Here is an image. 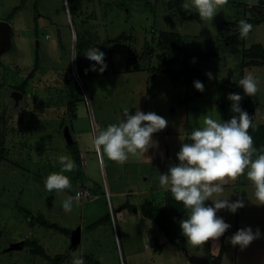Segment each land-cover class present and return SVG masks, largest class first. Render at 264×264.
<instances>
[{"label":"rangeland","instance_id":"obj_1","mask_svg":"<svg viewBox=\"0 0 264 264\" xmlns=\"http://www.w3.org/2000/svg\"><path fill=\"white\" fill-rule=\"evenodd\" d=\"M73 3L75 20L64 0H0V264H53L21 244L26 239L37 241L52 258L60 256L59 264H72L73 254L85 264H193L155 222L121 207L126 202L163 203L159 174L179 163L182 143L191 142L187 136L203 126L206 115L222 122L235 115L220 77L229 79L230 69L239 71L242 62L250 61L244 39L230 36L229 11L219 10L212 21L188 19L196 12L183 11L181 0L172 10L169 0ZM4 22L12 25L5 34ZM172 33L183 37L184 48L165 40ZM262 34L264 30L255 31L247 44ZM209 46L216 56L187 60L189 51ZM93 47L105 54L103 73L85 56ZM78 66L88 69L86 75H79ZM193 79L203 83L204 91L192 89L188 95ZM258 100L264 106L263 94ZM125 109L132 115L154 112L168 126L153 134V146L140 158L130 156L123 165L106 155L101 160L91 147V134L119 124ZM70 138L79 146L84 176L77 178L76 170L64 173L72 188L49 192L45 182L60 172L58 157H72ZM163 140L171 147L169 159ZM80 189L91 198H81L70 213L64 212L63 201ZM26 213L37 222L70 229V236L35 224ZM108 214L110 222L86 229ZM178 234L184 236L180 223ZM220 245L221 237L197 247L187 241L186 250L212 254Z\"/></svg>","mask_w":264,"mask_h":264},{"label":"clouds","instance_id":"obj_2","mask_svg":"<svg viewBox=\"0 0 264 264\" xmlns=\"http://www.w3.org/2000/svg\"><path fill=\"white\" fill-rule=\"evenodd\" d=\"M229 0H186L184 9L194 8L202 20L212 21L218 11L227 5ZM65 8L70 12L68 0H64ZM253 30L247 20L239 21V34L246 39ZM88 60L100 65L98 71L103 73L107 65L105 54L93 47L85 52ZM86 72L88 69L85 70ZM91 71H97L95 67ZM213 79L211 72L206 73ZM235 82V81H234ZM237 83V82H235ZM244 94L253 97L259 91L256 78L245 75L238 81ZM196 90L203 92L204 85L194 82ZM231 102L230 120L222 122L205 116L203 126L194 128L188 137L190 143H182L177 153L178 164L170 166L168 172L159 174V184L171 192L175 201L183 204L187 210V218L180 221L182 234L194 247L204 245L209 240L216 241L231 227L223 218L217 217L218 210L226 209L235 213L244 207V202L237 199L230 202L223 197V185L227 180L236 181L245 175L255 188L258 205H264V149L254 146L249 129H254L252 116L240 106L243 97L229 93ZM168 121L154 112L144 113L137 110L134 115L124 110V120L119 124H110L104 130L95 129L91 134V147L97 156L103 159L106 155L110 161L119 165L126 163L130 156L140 158L153 146V134L164 130ZM60 172L50 174L45 182L46 190L63 191L71 189V181L64 173L74 172L77 165L71 155L62 154L58 157ZM216 199H212L213 197ZM81 194L68 196L62 203V209L70 213L73 203H79ZM211 200L213 206H206L205 201ZM259 229L254 233L249 228L239 229L230 238L233 246L239 245L243 250L255 239L259 238ZM72 264H85L82 256H76Z\"/></svg>","mask_w":264,"mask_h":264},{"label":"crops","instance_id":"obj_3","mask_svg":"<svg viewBox=\"0 0 264 264\" xmlns=\"http://www.w3.org/2000/svg\"><path fill=\"white\" fill-rule=\"evenodd\" d=\"M151 1V0H149ZM186 0H183V4ZM190 2V0H189ZM183 11H194L197 13L194 8L184 9ZM230 12L231 16L228 19H225L228 23L229 29L231 30L232 35H237L240 37L239 34V21L241 19L247 20L249 23L253 25V30L250 32L249 36L244 39L245 49L251 48L253 45L260 44L264 48V34L263 37H258L252 41L249 45L247 44V39H249L253 33L259 29L264 30V0H229L228 4L225 5L222 9H220V13ZM198 14V13H197ZM198 19L201 18L198 15ZM184 22V21H183ZM8 23V22H7ZM8 25H11L9 23ZM250 43V42H249ZM255 69V70H254ZM233 70V69H232ZM254 70V71H253ZM255 72H257L255 74ZM234 78L238 83V80L242 79L245 75L251 73L256 79L259 91L256 93L257 97L254 98L250 97L252 101V107L254 109L256 122L257 124L264 125V106L263 103L258 100V96L261 94L264 95V63L260 64H251L245 66L243 70H233ZM239 77V78H238ZM224 78L220 77L222 81ZM195 82V80H194ZM194 82L188 86V95H191L192 89L193 92H200L196 90L194 87ZM224 85V82H221ZM193 102L196 101L201 97L198 95L197 97L193 96ZM262 97V96H261ZM194 105L191 106V108ZM190 103L188 101L186 109H187V122L189 121L190 111H189ZM225 113L230 112L228 107L223 109ZM223 112V113H224ZM224 118V117H223ZM188 138V136H187ZM162 149L165 150L166 154L168 155V159L171 156V147L167 144L166 140L162 142ZM224 192L223 197H227L230 202H235L237 199H241L244 202V207L238 209L235 213H231L226 209L218 210L217 212L222 216L224 221H227L231 227L227 230V234L225 237V250L222 258L221 264H264V205H258V201L255 198V188L251 181H249L245 175L240 176L236 181L227 180L224 185ZM160 192L167 190L164 188L159 189ZM158 190V192H159ZM213 199H216L214 196ZM208 206H213L212 204H207ZM186 215L182 218L185 219ZM181 219V220H182ZM180 220V221H181ZM179 221V223H180ZM178 223V224H179ZM251 228L255 233L257 229H259L260 236L259 238L255 239L247 248L241 249L239 245L233 246L230 243V238L234 235L239 229L242 228ZM178 231V226H177ZM186 239L185 236H181ZM222 237V236H221ZM186 246H187V239H186ZM176 248V247H175ZM220 249V248H219ZM219 249L216 253L218 254ZM178 254H181L180 250L177 249ZM156 253V251H155ZM198 255H206L208 256L211 253H196ZM182 258V257H181Z\"/></svg>","mask_w":264,"mask_h":264},{"label":"trees","instance_id":"obj_4","mask_svg":"<svg viewBox=\"0 0 264 264\" xmlns=\"http://www.w3.org/2000/svg\"><path fill=\"white\" fill-rule=\"evenodd\" d=\"M175 0H169L170 3V9L172 10L173 8H179L178 6V0L177 2H174ZM183 4V0H181ZM69 6H70V12L72 14V18L74 19V3L73 0H68ZM192 18H198L197 13H193L188 19ZM237 36V35H234ZM165 40L168 42H173V40H176V44H179V48H184V39L181 37V35L178 34H169L165 35ZM245 49V48H244ZM78 55L81 56L82 52L81 50H78ZM245 56L250 59L249 62L244 63L242 62L240 65V70H243L245 66L251 65V64H260L264 63V48L260 44L253 45L249 49H245ZM188 54V55H187ZM187 60L190 59H199V60H209L210 58L216 56V52L214 49L209 46V47H198L192 51H189L187 53ZM79 69V75L83 76L86 75L84 68L81 66L77 67ZM236 80L234 78V73L233 70H229V79L224 78L223 82L228 86V92L229 93H236L240 94L243 99L241 101L240 106L242 107L243 110L247 111L250 116H252V121L253 124L256 125L254 129L250 128L249 129V134L253 137L254 141V146L257 149H264V125L257 124L256 122V117L254 113V109L252 107V101L249 96H246L244 94L243 89L238 86L237 83H235ZM193 81L189 82L187 86L192 84ZM239 87V88H238ZM68 148L72 154V157L77 165L76 168V176L77 178L81 179L84 176L83 173V167H82V162H81V152L79 149V146L75 140H72L70 143L68 142ZM127 208L131 212L137 213L140 211V213L155 222L159 229L164 233L166 239L168 240L169 243H171L173 246L177 247L178 249L183 250V247H186V239L184 237H180L177 231V226L179 221L186 215L187 210L184 208L183 204L180 202L175 201L173 198L172 194L170 191L165 192V197L163 203H155V202H144L139 205L133 204L130 202H126L124 205H122L121 208ZM113 214L115 215V210L113 209ZM27 217L29 218L30 221H35L36 218L33 217L31 214L26 213ZM111 221V216L110 214L101 217L94 222L90 223L87 225L86 229L87 230H92L106 222ZM228 223L227 221H225ZM41 223L42 226H45L47 228H52L61 231L67 236H70V229L62 228L59 225L55 223H49V222H35V224ZM227 231L224 233V235L221 237V245L218 254H209V264H221L224 250H225V237H226ZM75 240V239H74ZM21 244H23L26 247H29L31 252L34 254H37L38 256H41L42 258L53 262V264H59L62 258L60 256L52 258L45 250V248L39 244L35 240H30L26 239L23 241ZM52 264V263H51Z\"/></svg>","mask_w":264,"mask_h":264},{"label":"water","instance_id":"obj_5","mask_svg":"<svg viewBox=\"0 0 264 264\" xmlns=\"http://www.w3.org/2000/svg\"><path fill=\"white\" fill-rule=\"evenodd\" d=\"M2 27V33L5 34V31L8 28V23L4 22ZM72 141V139H69V143ZM77 239H80V228L77 230ZM185 255L188 257L189 261L193 264H209V257L206 255H198V254H189L186 250V247H183Z\"/></svg>","mask_w":264,"mask_h":264},{"label":"built area","instance_id":"obj_6","mask_svg":"<svg viewBox=\"0 0 264 264\" xmlns=\"http://www.w3.org/2000/svg\"><path fill=\"white\" fill-rule=\"evenodd\" d=\"M77 192H79L81 194V198H83V199H90L91 198V194L88 190L80 189Z\"/></svg>","mask_w":264,"mask_h":264}]
</instances>
